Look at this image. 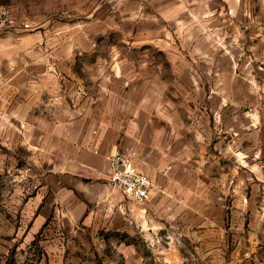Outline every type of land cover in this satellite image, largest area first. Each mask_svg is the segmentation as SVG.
Wrapping results in <instances>:
<instances>
[{
    "label": "rangeland",
    "instance_id": "374dc122",
    "mask_svg": "<svg viewBox=\"0 0 264 264\" xmlns=\"http://www.w3.org/2000/svg\"><path fill=\"white\" fill-rule=\"evenodd\" d=\"M0 3L16 20L0 34V70L38 65L39 57L46 58L42 67L57 71L66 63L83 74L73 83L91 96L97 66H111L114 52L122 54L123 67L146 52L164 64L156 78L160 97L178 104L185 126L183 139L154 141L170 147L167 155L154 148L159 163L148 167L141 160L154 185L152 198L141 204L112 187L104 198L88 200L80 187L54 186L48 165L33 177L32 151L19 145V124L0 127L1 134L11 132V139L0 135V264H244L248 236L264 245V20L252 17L258 11L244 12L242 27L225 13L215 23L196 11L186 30L194 41H177L182 32L173 28L169 44L138 47L132 18L136 8L144 17L151 12L148 0ZM165 49L201 52L187 60L198 74H171ZM210 50L212 60L203 55ZM227 50L235 56H223ZM182 143L184 154L177 150Z\"/></svg>",
    "mask_w": 264,
    "mask_h": 264
},
{
    "label": "crops",
    "instance_id": "0c3cea01",
    "mask_svg": "<svg viewBox=\"0 0 264 264\" xmlns=\"http://www.w3.org/2000/svg\"><path fill=\"white\" fill-rule=\"evenodd\" d=\"M148 1L151 3L150 9H145L151 12L144 17L142 10L136 8L132 18L136 23V33L131 40L138 47L141 44H169L173 41V28L182 32L177 34V41H194L195 37L187 34L186 30L195 23L193 18L198 15L196 11H200L201 17L208 12L202 18L215 23H218L221 13H225L224 19L232 26H244V12L250 10L258 11L257 15L252 14L257 21L264 20V0ZM156 29L158 33H153ZM141 54L144 57L137 58V61L130 59L128 67L122 66L120 59L123 60V56L118 52L112 54L115 60L110 62L111 66H97L98 73L92 76L95 93L91 96H88L86 88L82 90L81 84L74 85V79L81 82L83 74H75L66 63L57 71L56 68L42 67L46 58L39 57L38 65L23 66L15 72L0 70V127L6 129V124H19L17 135L18 139L23 140L19 145L32 151V169L36 172L33 177H39L41 166L48 165L54 186L59 184V187H69L76 192L80 187L88 200L104 198L111 189L107 182L110 164L106 156L115 148L132 155L137 170L151 178L147 169L140 164L141 160L148 167L159 163L153 158L154 148L159 149L157 155H167L170 147L166 143L160 148L154 141L183 139L185 126L183 120L179 119L182 112L178 110V104L175 105L165 96L160 97L159 79L156 78L160 74L157 73L158 69L162 72L164 64L158 65L146 52ZM161 54L167 61L170 60L171 74H198L196 63L187 60L198 58L201 52L165 49ZM64 55L66 57L63 56V59L66 60L67 53ZM203 55L211 59L214 52L210 50ZM222 55L235 56L229 50ZM61 57L55 54L58 65ZM163 83L168 82L164 80ZM105 89L109 94L107 98V95L100 93ZM1 132L2 138L11 139L10 131ZM149 139H153V143ZM90 141L92 145H88ZM185 148L182 143L177 150L184 154ZM179 200L185 201L183 196ZM247 241L244 264H264V245L252 234Z\"/></svg>",
    "mask_w": 264,
    "mask_h": 264
},
{
    "label": "built area",
    "instance_id": "2783aa9c",
    "mask_svg": "<svg viewBox=\"0 0 264 264\" xmlns=\"http://www.w3.org/2000/svg\"><path fill=\"white\" fill-rule=\"evenodd\" d=\"M14 14L9 6L0 3V34L16 26ZM23 27H29L24 24ZM88 145H92L91 141ZM94 152H97L94 150ZM110 167L107 172V182L125 199L135 203L148 200L154 189L152 180L145 173L137 170L133 164L132 155L118 149H111L106 156ZM167 170H163L165 173Z\"/></svg>",
    "mask_w": 264,
    "mask_h": 264
}]
</instances>
